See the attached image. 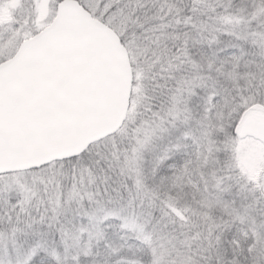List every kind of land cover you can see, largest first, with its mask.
I'll list each match as a JSON object with an SVG mask.
<instances>
[{"label":"snow or ice","instance_id":"snow-or-ice-1","mask_svg":"<svg viewBox=\"0 0 264 264\" xmlns=\"http://www.w3.org/2000/svg\"><path fill=\"white\" fill-rule=\"evenodd\" d=\"M0 264H264V0H0Z\"/></svg>","mask_w":264,"mask_h":264}]
</instances>
